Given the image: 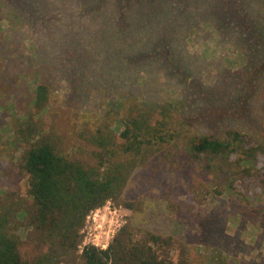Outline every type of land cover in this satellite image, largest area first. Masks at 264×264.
I'll use <instances>...</instances> for the list:
<instances>
[{"label": "rangeland", "instance_id": "obj_1", "mask_svg": "<svg viewBox=\"0 0 264 264\" xmlns=\"http://www.w3.org/2000/svg\"><path fill=\"white\" fill-rule=\"evenodd\" d=\"M130 2L132 22L120 31L113 25L114 14L107 28L96 25L99 6L118 0H0V55L9 71L1 77H16L32 90V80L22 71L45 55L52 84L46 121L56 127L68 151L92 162L77 150L78 143L86 144L82 129L106 124L119 132L115 118L128 99L149 109L165 105L170 127L188 121L184 136L130 173L120 205L111 201L120 209V227L131 222L172 236L183 245L188 264H264V191L249 205L226 192L215 194L208 173L188 155L185 138L239 130L264 144L257 107L264 89V69L257 73V68L264 52L221 22L218 2ZM35 40L41 46L33 55ZM10 99L0 96V104ZM11 118L0 107V201L2 193L12 192L17 199L26 190L15 169L20 148L9 144L12 130H1ZM123 201L131 202L133 210ZM15 229L24 241L26 229L20 224ZM171 255L178 264V254Z\"/></svg>", "mask_w": 264, "mask_h": 264}, {"label": "trees", "instance_id": "obj_2", "mask_svg": "<svg viewBox=\"0 0 264 264\" xmlns=\"http://www.w3.org/2000/svg\"><path fill=\"white\" fill-rule=\"evenodd\" d=\"M212 2H218L221 22L231 24L248 44L257 45L264 52V0ZM131 7L129 0L101 4L96 25L107 28V18L114 14L117 16L113 25L125 30L132 22ZM39 46L36 40L32 42L33 55L40 52ZM10 55L15 56L14 52ZM45 57L22 71L32 80V90L16 77L4 80L0 74V96L11 97L7 105L1 103L0 107H6L12 116L1 130H12L9 144L20 148L15 169L26 186L25 195L17 199L12 192L2 193L0 264H76L77 260L83 264H174L172 251L178 254V264H188L186 251L177 239L135 228L131 222L120 227L106 249L88 246L78 252L80 230L88 213L108 200L120 205L130 173L178 141L190 126L185 120L170 127L171 117L165 105L149 109L148 105L128 99L124 112L115 118L119 132L106 124H97L94 130L82 129L86 144L78 143L77 150L94 161L81 159L68 151L56 127L46 121L52 84L48 75L50 63L44 61ZM263 69L264 63L257 73ZM1 72L9 71L0 55ZM260 92L257 107L264 128V89ZM185 138L188 155L208 173L215 194L226 192L244 205L262 195L263 143L239 130H225L222 137L188 134ZM162 155L167 157L169 152L165 150ZM121 156L125 160H115ZM122 204L133 210L131 202ZM19 224L26 229L24 241L15 231ZM25 244L30 249L23 248Z\"/></svg>", "mask_w": 264, "mask_h": 264}, {"label": "built area", "instance_id": "obj_3", "mask_svg": "<svg viewBox=\"0 0 264 264\" xmlns=\"http://www.w3.org/2000/svg\"><path fill=\"white\" fill-rule=\"evenodd\" d=\"M120 209L110 200L94 210H91L84 220L80 230L81 242L78 244L80 253L85 247L92 246L101 250L108 247L115 232L120 229Z\"/></svg>", "mask_w": 264, "mask_h": 264}]
</instances>
